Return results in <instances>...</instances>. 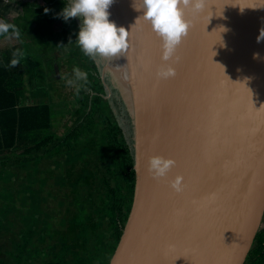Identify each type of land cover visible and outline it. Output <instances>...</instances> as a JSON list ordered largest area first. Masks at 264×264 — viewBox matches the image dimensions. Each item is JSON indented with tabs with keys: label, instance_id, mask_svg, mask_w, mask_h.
Instances as JSON below:
<instances>
[{
	"label": "water",
	"instance_id": "95a60500",
	"mask_svg": "<svg viewBox=\"0 0 264 264\" xmlns=\"http://www.w3.org/2000/svg\"><path fill=\"white\" fill-rule=\"evenodd\" d=\"M132 4L108 9L129 31L104 68L126 97L135 177L110 264H244L264 226V0L181 5L191 27L168 61ZM167 66L175 75L159 76ZM153 156L175 161L164 177L149 170Z\"/></svg>",
	"mask_w": 264,
	"mask_h": 264
},
{
	"label": "trees",
	"instance_id": "16d2710c",
	"mask_svg": "<svg viewBox=\"0 0 264 264\" xmlns=\"http://www.w3.org/2000/svg\"><path fill=\"white\" fill-rule=\"evenodd\" d=\"M68 3L41 0L27 11H37L29 23L37 20L49 35L59 22L54 52H65L57 71L64 61L70 78L66 72L44 81L27 104L23 70H37L42 56L33 62L21 49L12 67L10 50L0 62V264H110L130 211L135 177L126 97L104 68L108 59L78 46L79 18L60 15ZM252 244L244 264H264V226Z\"/></svg>",
	"mask_w": 264,
	"mask_h": 264
},
{
	"label": "clouds",
	"instance_id": "9594fccd",
	"mask_svg": "<svg viewBox=\"0 0 264 264\" xmlns=\"http://www.w3.org/2000/svg\"><path fill=\"white\" fill-rule=\"evenodd\" d=\"M113 0H69L64 4L60 15L65 21L68 18H79V30L76 42L82 52L92 58L116 57L128 49L129 31L123 26H117L109 19V7ZM192 5L196 12L203 8L204 0H140L137 4L133 0L132 7L136 11L142 12L139 17L147 21L162 42V59L170 60L182 38L186 37L191 27L190 21L184 18V11L181 5L187 7ZM47 12L48 9H45ZM14 26L6 22H0V34H7ZM19 35V32H16ZM264 39V29H261L257 36V41ZM23 53L19 50L13 53L15 57L11 65L15 67L19 63V57ZM253 58H259V53H253ZM178 59V58H177ZM77 79H85L86 73L78 68L73 69ZM159 76L163 78L175 75V69L171 66L161 68ZM72 81H68L71 83ZM175 161L162 156L149 158V170L154 177H164L168 170L174 166ZM172 187L181 190V177H176Z\"/></svg>",
	"mask_w": 264,
	"mask_h": 264
},
{
	"label": "crops",
	"instance_id": "0c3cea01",
	"mask_svg": "<svg viewBox=\"0 0 264 264\" xmlns=\"http://www.w3.org/2000/svg\"><path fill=\"white\" fill-rule=\"evenodd\" d=\"M40 1L41 0H0V22H6L8 24H11L14 26L15 29H10L7 34H0V62L3 60L4 57L9 56L10 50L21 51L26 42L32 43L30 42L29 37L27 39L24 38L22 41H20V39L15 36L17 31L26 35L29 32L32 34L34 31H36L37 33H41V31L43 30L42 27L38 25L37 20L32 22V26L29 23V19L31 17H34L37 11L35 10V13L33 11H27L28 5L37 7L41 5ZM51 28V30L54 31V24L51 26ZM49 48H51V46ZM52 49L53 48H51V50ZM52 64H54V61H52ZM41 66L42 65H40L37 70L35 69V71H30L29 73L26 70H23V79L25 87L23 98L24 102H26L27 104L32 103L30 101L32 100V93L33 95L35 93V87H41L45 81L43 80L44 69H42ZM48 82H46V84H49Z\"/></svg>",
	"mask_w": 264,
	"mask_h": 264
},
{
	"label": "rangeland",
	"instance_id": "374dc122",
	"mask_svg": "<svg viewBox=\"0 0 264 264\" xmlns=\"http://www.w3.org/2000/svg\"><path fill=\"white\" fill-rule=\"evenodd\" d=\"M41 3V1H40ZM40 18H42V15L40 16ZM56 24V26H55ZM54 24V31H52V34L49 35L47 30H42L41 33H37L36 31H34L32 34L29 32L28 34L24 35V38L26 39L27 37H29L30 42L32 43H28L26 42L23 46V50L26 53H30L29 57L31 58L30 60L33 62H36L37 60V54H40V56H42L43 59V64H42V69H44V76L45 77L43 80H45L46 82L48 81H53L54 80H58L59 78H63L64 74L67 72V78H70L69 76V67H67V65L65 64V62L63 61V65L60 71H57V63H58V56L63 54V52H65V48L64 50L61 51H56V53L54 52V44L58 41V39H60V36L58 35V27H59V22H56ZM60 42V41H59ZM58 42V43H59ZM53 43V44H51ZM66 44V43H64ZM30 46V48L32 49L31 51H27V46ZM51 46V48H53L51 50V48H49ZM64 47H66V45H64ZM50 50V51H49ZM40 51V52H39ZM65 59V58H64ZM52 61H54V64H52ZM52 84V83H51ZM52 88L54 89V83L52 84ZM72 90L71 87H64L63 92H66L67 95L68 93ZM59 134H60V130H59Z\"/></svg>",
	"mask_w": 264,
	"mask_h": 264
},
{
	"label": "built area",
	"instance_id": "2783aa9c",
	"mask_svg": "<svg viewBox=\"0 0 264 264\" xmlns=\"http://www.w3.org/2000/svg\"><path fill=\"white\" fill-rule=\"evenodd\" d=\"M263 253H264V250H263Z\"/></svg>",
	"mask_w": 264,
	"mask_h": 264
}]
</instances>
